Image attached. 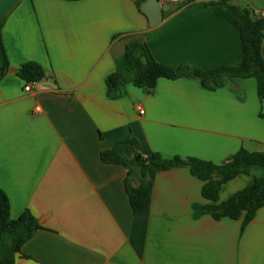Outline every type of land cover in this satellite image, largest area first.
I'll return each mask as SVG.
<instances>
[{"label":"crops","instance_id":"crops-1","mask_svg":"<svg viewBox=\"0 0 264 264\" xmlns=\"http://www.w3.org/2000/svg\"><path fill=\"white\" fill-rule=\"evenodd\" d=\"M140 1L0 0V189L13 219L28 210L40 225L14 264H264V205L245 228V215L217 220L188 166L150 165V207L135 214L128 169L101 159L112 148L215 164L241 148L264 152L256 80L209 90L193 75L242 63L238 29L197 0L162 8L150 28ZM231 1L264 16V0ZM141 46L184 76L151 93L129 82L109 91L107 77L130 76L126 52ZM27 62L46 72L30 92L16 75ZM139 177L135 167L134 186ZM257 177L264 167L224 184L219 201Z\"/></svg>","mask_w":264,"mask_h":264},{"label":"trees","instance_id":"trees-1","mask_svg":"<svg viewBox=\"0 0 264 264\" xmlns=\"http://www.w3.org/2000/svg\"><path fill=\"white\" fill-rule=\"evenodd\" d=\"M144 0H141L142 3ZM206 7L214 14L226 18L240 33L243 51V60L239 66H220L208 71L197 70L193 73L201 79L202 84L209 90L222 86L228 79L254 78L257 82V93L262 110L259 117L264 119V56L262 46L264 43V16L254 17L248 8L232 3L231 0H208ZM1 43V25H0ZM140 52L127 50L126 59L130 65V76L116 71L106 79L109 91L119 89L126 83H132L151 93L159 79H177L184 76L178 67H171L156 61L145 46ZM9 68L6 60L2 66L5 73ZM16 75L25 83H38L45 79L46 72L36 62H27L17 71ZM135 154L130 159L125 158L118 148L105 150L101 159L107 164H119L128 169L126 189L130 205L135 214L146 212L151 203L152 182L147 179L146 170L150 165L156 166L160 171L186 165L193 176L203 184L202 194L208 201L202 210L211 213L215 219L228 217L239 219L245 215L242 227L245 228L253 219L256 212L264 205V177L254 179L252 185L240 190L226 201H219L221 187L241 174H247L253 166L264 167V152H250L241 148L229 156L221 164H215L197 157L164 158L160 153L154 152L143 158ZM138 158V159H137ZM140 170L139 184L134 186V168ZM40 229L36 218L28 210L17 219L11 216V203L7 194L0 189V264H14L18 255H22V247Z\"/></svg>","mask_w":264,"mask_h":264},{"label":"water","instance_id":"water-1","mask_svg":"<svg viewBox=\"0 0 264 264\" xmlns=\"http://www.w3.org/2000/svg\"><path fill=\"white\" fill-rule=\"evenodd\" d=\"M140 10L148 18L150 28L156 27L164 16L159 0H144L140 6Z\"/></svg>","mask_w":264,"mask_h":264},{"label":"built area","instance_id":"built-area-1","mask_svg":"<svg viewBox=\"0 0 264 264\" xmlns=\"http://www.w3.org/2000/svg\"><path fill=\"white\" fill-rule=\"evenodd\" d=\"M197 1L207 2L208 0H197ZM179 2H180V0H159L161 9L162 8H168L169 6H171L173 4H177ZM32 87H33V83H26L24 90L26 92H30L32 90ZM39 110H40L39 108H36V112H38ZM139 112H140V114H143L144 110L139 109Z\"/></svg>","mask_w":264,"mask_h":264}]
</instances>
